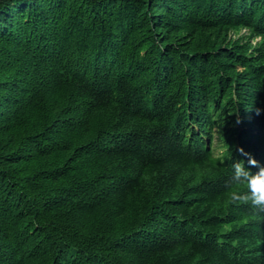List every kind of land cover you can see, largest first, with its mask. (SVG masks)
I'll return each mask as SVG.
<instances>
[{
    "label": "trees",
    "instance_id": "obj_1",
    "mask_svg": "<svg viewBox=\"0 0 264 264\" xmlns=\"http://www.w3.org/2000/svg\"><path fill=\"white\" fill-rule=\"evenodd\" d=\"M245 156L264 0H0V264H264Z\"/></svg>",
    "mask_w": 264,
    "mask_h": 264
},
{
    "label": "clouds",
    "instance_id": "obj_2",
    "mask_svg": "<svg viewBox=\"0 0 264 264\" xmlns=\"http://www.w3.org/2000/svg\"><path fill=\"white\" fill-rule=\"evenodd\" d=\"M250 164L258 167L256 173L250 172L241 161L232 163V172L225 182V196L233 205L248 206L257 214L264 213V167H259L255 159H250ZM240 186L243 190H237Z\"/></svg>",
    "mask_w": 264,
    "mask_h": 264
},
{
    "label": "rangeland",
    "instance_id": "obj_3",
    "mask_svg": "<svg viewBox=\"0 0 264 264\" xmlns=\"http://www.w3.org/2000/svg\"><path fill=\"white\" fill-rule=\"evenodd\" d=\"M244 32H246V30H243Z\"/></svg>",
    "mask_w": 264,
    "mask_h": 264
}]
</instances>
